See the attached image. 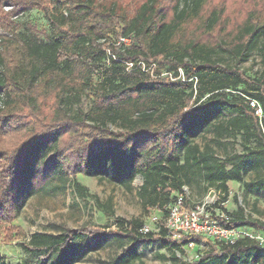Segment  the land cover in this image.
I'll use <instances>...</instances> for the list:
<instances>
[{"label": "trees", "instance_id": "1", "mask_svg": "<svg viewBox=\"0 0 264 264\" xmlns=\"http://www.w3.org/2000/svg\"><path fill=\"white\" fill-rule=\"evenodd\" d=\"M3 4L11 10L2 11ZM33 11L39 19H28ZM120 37L130 44L116 45ZM256 48L264 51V0H0V225H10L18 206L53 179L44 161L50 152L65 179L108 177L128 187L139 176L146 211L165 214L176 195L186 197L184 187L215 189L224 202L228 181L241 184L243 194L264 195V138L246 103L255 99L264 111V68L250 77L216 60L228 54L244 61ZM87 91L88 111H73ZM224 109L230 115L214 122ZM205 130L213 138L200 146L194 137ZM236 137L243 152L219 157L213 145ZM223 214L225 227H259L242 205ZM141 229L128 222L113 233L101 225L35 233L22 249L38 264H60L99 235L155 240L180 252L203 240ZM16 237L25 233L10 226L5 242ZM209 246L198 261L175 253L169 260L264 264V250L250 240Z\"/></svg>", "mask_w": 264, "mask_h": 264}, {"label": "rangeland", "instance_id": "2", "mask_svg": "<svg viewBox=\"0 0 264 264\" xmlns=\"http://www.w3.org/2000/svg\"><path fill=\"white\" fill-rule=\"evenodd\" d=\"M104 1L97 0L99 4ZM127 5L132 6L130 2H127ZM1 10L8 12L11 7L3 4ZM34 14L33 11L28 19H39L34 18ZM24 15L22 14L18 19L23 18ZM216 60L222 65L236 66L250 77H256L264 68V51L256 48L244 61H236L228 54H218ZM90 104L91 97L87 91L81 95L79 103L72 106V110L80 109L87 112ZM229 115L225 109L221 110V114L213 121H222ZM212 138L213 133L205 130L198 132L194 141L202 146ZM221 143L220 147L213 145L219 157H223L225 153L243 152L240 137H236V140L223 138ZM244 145L253 146V144ZM50 158L51 152L44 161L48 170L54 173L53 179L43 189L31 195L21 206H18L15 219L10 225H0V264H38L34 255L27 254L22 249V243L35 233L58 234L62 229H90L97 225L104 227L105 233H113L117 230H124L128 222L133 223L137 228L142 225V228H147L154 234L160 231L162 212L156 209L146 211L143 208L138 197V190L142 185V179L139 176L128 187L115 184L108 177L77 175L74 179L72 177L65 179ZM251 175V171L248 172L244 180L249 181ZM74 181L83 188L82 196L73 185ZM184 190L187 191L185 187ZM228 190L230 191L224 202H221L222 193L215 189L204 192L202 188L194 186L190 189L191 193L190 191L187 193L190 199H192V194L194 196L192 200L199 203L210 200L209 196L212 197L209 210L211 209L213 213H216L218 208L223 212V210L227 211L226 209H237L238 205H242L245 208L246 217L252 222L259 223V227L255 228L264 231V195L243 194L240 184L238 194H235L234 199L232 187L228 186ZM105 207L113 212V216L105 213ZM10 226L20 227L25 237H16L10 243H6L5 235ZM201 243L202 247L197 245L193 249L181 247L182 252H180L173 249L171 245L165 247L155 240H137L126 235H99L68 252L60 264H172L169 260L171 253H175L181 261L192 263L207 255L210 251L209 244H213L207 239H203ZM52 262L49 260L44 264H52Z\"/></svg>", "mask_w": 264, "mask_h": 264}, {"label": "built area", "instance_id": "3", "mask_svg": "<svg viewBox=\"0 0 264 264\" xmlns=\"http://www.w3.org/2000/svg\"><path fill=\"white\" fill-rule=\"evenodd\" d=\"M130 41V37H120L117 39L116 45L128 46ZM131 68L132 64L128 63L127 69L130 70ZM246 103L257 119L259 130L264 138V111L262 106L257 100L251 98L247 99ZM211 204L210 199L186 207L185 197L177 195L174 201L165 208L166 213L162 216L159 228L168 231L174 241H178L187 235L207 239L213 244L220 245H234L239 240H250L264 250V231L246 225L233 227L221 225L220 219L228 221L229 218L224 214L214 216L209 210ZM140 231L149 232L147 228H142ZM197 245L202 247V243L189 242L184 248L193 249Z\"/></svg>", "mask_w": 264, "mask_h": 264}, {"label": "crops", "instance_id": "4", "mask_svg": "<svg viewBox=\"0 0 264 264\" xmlns=\"http://www.w3.org/2000/svg\"><path fill=\"white\" fill-rule=\"evenodd\" d=\"M226 185L227 186H231L232 187V189H233V194H234V196H233V198L235 199V194L237 195L238 194V188L240 187V184L239 183H237V182H235V181H228L227 183H226ZM186 189H187V191H190L187 187H185ZM236 189V190H235ZM185 191V190H184ZM187 191H186V197H185V206L186 207H189V206H192V205H195V204H198L199 202H194L192 199H194V196L191 194V198L192 199H190V197H189V194L187 193ZM230 191V190H229ZM232 191V190H231ZM190 193H191V191H190ZM212 193L214 194V192L212 191ZM212 193L210 192V194H211V196H212ZM177 196V195H176ZM212 197H210L209 196V199H211ZM228 200V199H227ZM229 201V200H228ZM190 202V203H189ZM227 203V205H228V202H226ZM239 206V205H238ZM237 206V207H238ZM164 208H166V207H164ZM223 208H224V205H223ZM225 208H226V206H225ZM227 210V212H233V211H236L237 209L235 208V209H231V210H228V209H226ZM210 211H211V209H210ZM163 213V212H162ZM214 216H220V215H222L223 214V212H221V209L220 208H218L217 210H216V213H213V211L211 212ZM164 214V213H163Z\"/></svg>", "mask_w": 264, "mask_h": 264}]
</instances>
